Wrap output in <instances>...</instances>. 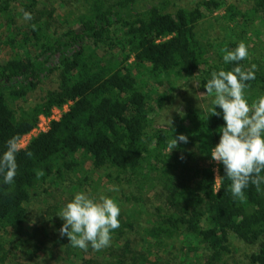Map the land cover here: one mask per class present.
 Wrapping results in <instances>:
<instances>
[{"label": "trees", "instance_id": "trees-1", "mask_svg": "<svg viewBox=\"0 0 264 264\" xmlns=\"http://www.w3.org/2000/svg\"><path fill=\"white\" fill-rule=\"evenodd\" d=\"M18 1L0 0V33L4 28L7 31V35L0 34V41L12 53L0 64V157L7 150V141L31 133L41 115L49 116L53 109L65 105L69 108L60 120L52 122L49 131L32 138L18 152L13 184H5L0 174V264H9L13 241L12 249H22L36 264L161 263L160 258L151 262L154 255L149 258L147 251L136 250L130 240L108 248L100 261L94 252L103 249L89 246L87 251L81 250L52 230L40 228L41 237L39 232L24 231L32 220L29 207L35 192L54 176L63 178L68 172H77L81 157H88L96 169H113L118 180L133 187L138 202L163 187L168 208H157V220L146 230L156 244L186 232L212 253L203 264H216L230 253V235L234 234L257 246L251 263L264 264V185L257 191L250 184L244 190L245 199H236L229 190L231 181L223 176V165H218L217 189L216 172L200 162L219 143L220 129L225 126L222 110L217 106L218 117L210 115L213 103L207 109L191 108L183 124L150 133V96L134 74V70H149L154 77L174 75L193 83V90L206 92L204 85L213 72L229 71L237 63L248 70V57L226 64L225 53L217 62L211 61L209 48L197 33L205 11L214 14L225 7L226 0H201L192 9L181 7L174 13L168 12V0H78L82 14L77 26L58 35L39 14L37 0H25V11L33 19L22 32L12 11ZM247 2L253 8L246 13L234 5L226 7L229 23L242 18L246 25L226 52L243 41L249 21L264 13V0ZM30 46L34 51H29ZM53 75L57 76L56 88L43 100L18 113L9 107V97L23 99ZM247 83L245 95L251 104L264 96L263 64L256 67L255 79ZM180 134L187 136L188 142H178L179 149L168 155L169 141ZM27 152L33 153L32 157ZM41 170L44 175L38 179L36 173ZM133 230V223L120 221V227L111 233V242Z\"/></svg>", "mask_w": 264, "mask_h": 264}, {"label": "rangeland", "instance_id": "rangeland-1", "mask_svg": "<svg viewBox=\"0 0 264 264\" xmlns=\"http://www.w3.org/2000/svg\"><path fill=\"white\" fill-rule=\"evenodd\" d=\"M39 14H43L44 19L52 24L50 29L54 34H61L67 28L77 26L78 17L82 14V8L78 0H37ZM170 6L168 12L174 13L178 8L184 7L192 9L201 0H168ZM78 2V3H77ZM25 0H19L13 5L12 11L14 20L22 32L28 30V23L23 19L25 11ZM234 5L238 10L246 13L253 8L247 0H226L224 8L217 10L214 14L206 12L205 18L199 23L197 33L204 44L209 48L211 61L217 62L219 56L226 53V48L231 41L236 40V36L241 34L243 24L242 18H237L235 22H228L225 19L227 15L226 7ZM5 23V20L1 19ZM246 30L247 34L242 39L248 48V61L246 67H256L264 65V13H259L249 21ZM246 28V27H245ZM0 34L7 35L4 28ZM22 36L18 40H21ZM29 51H34L30 46ZM23 52V51H21ZM102 52V51H101ZM12 57V53L0 41V64L6 63ZM135 60L132 58L130 64ZM134 74L139 85L144 87V92L150 96L149 113L150 125L148 132L156 130H170L184 122V116L191 108L207 109L215 98V93L209 95L206 92L195 91L192 89L193 83L182 80L174 75L172 76H151L149 70L137 71ZM57 76L53 75L43 81L38 88L30 91L25 98L9 97V107L18 113L21 109L29 108L37 102L43 100L49 91L56 88ZM248 95V94H247ZM251 95V94H250ZM252 100L253 98L250 97ZM254 101V100H253ZM252 101V102H253ZM251 102V103H252ZM69 108V107H68ZM66 108V112L68 111ZM54 110V109H53ZM52 110V111H53ZM52 113V112H51ZM167 119H171L172 127L167 126ZM188 124V123H187ZM186 124V125H187ZM168 149L167 154L173 156V152ZM81 166L75 173L68 172L63 178L52 177L48 182L41 186L34 194L29 207L31 222L24 228L25 232H36L41 237V229L46 232L53 231L54 235L59 234L56 224L64 223L57 215L62 208L70 202L78 192H85L90 197L99 201L101 195L113 198L121 209L120 221L131 222L134 224V230L119 241L116 239L110 246L104 248L102 252L95 251V258L104 260L108 248L115 245H123L126 241L133 242V248L140 251H147L148 257L152 260L161 259L160 264L169 262L170 264H203L210 259L211 252L207 245L193 235L184 232L178 238L165 241L162 244H156L146 234L153 223L157 220V208L167 210V193L162 186L148 192L142 197L141 201L134 199V189L124 180H118L113 169H96L88 157L80 158ZM203 166H209L217 172L218 163L212 160L211 155L205 157L202 161ZM112 173L113 177L108 178ZM218 182V180H216ZM216 183V188L218 189ZM116 188L118 190H112ZM208 226H206L207 228ZM54 229V230H53ZM11 240H13L11 238ZM14 241L9 246L11 252L9 264H36L35 259H31L22 249H12ZM230 253L221 257L216 264H252L250 257L257 252V246L244 243L234 234L230 235ZM154 258V259H153Z\"/></svg>", "mask_w": 264, "mask_h": 264}, {"label": "clouds", "instance_id": "clouds-1", "mask_svg": "<svg viewBox=\"0 0 264 264\" xmlns=\"http://www.w3.org/2000/svg\"><path fill=\"white\" fill-rule=\"evenodd\" d=\"M23 19L31 21L33 16L24 11ZM33 30L36 25H32ZM248 48L241 41L232 51H227L224 62H239L248 57ZM256 65L244 70L237 66L229 71L220 70L211 74L204 88L206 93H215L210 115L220 116L217 106L222 110L225 126L220 129L219 143L211 149L212 160L222 164L224 175L230 181L232 196L239 200L245 199L244 190L254 185L257 191L264 185V96L249 104L245 89L248 81L255 79ZM168 127L172 120L167 119ZM178 142L187 143L188 137L180 134L168 143L170 152L178 147ZM21 151L18 137L7 141V150L0 157V174H3L5 184L14 183L18 171L16 156ZM29 157L33 153L27 152ZM44 172L37 171L39 179ZM112 190H118L113 188ZM121 209L110 197L101 195L99 201L85 192H78L57 214L64 223L59 229L61 237H67L73 247L87 251L102 250L111 244V233L120 227L118 219Z\"/></svg>", "mask_w": 264, "mask_h": 264}, {"label": "built area", "instance_id": "built-area-1", "mask_svg": "<svg viewBox=\"0 0 264 264\" xmlns=\"http://www.w3.org/2000/svg\"><path fill=\"white\" fill-rule=\"evenodd\" d=\"M68 107L69 105H65L62 108H55L49 116L41 115L37 127L31 133L19 140L21 150H24L29 145L32 138L41 133H46L49 131L52 122L60 120L63 114L66 112V108ZM216 180L219 181L218 167L216 172Z\"/></svg>", "mask_w": 264, "mask_h": 264}]
</instances>
